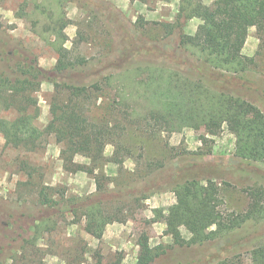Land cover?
<instances>
[{"label": "rangeland", "instance_id": "obj_1", "mask_svg": "<svg viewBox=\"0 0 264 264\" xmlns=\"http://www.w3.org/2000/svg\"><path fill=\"white\" fill-rule=\"evenodd\" d=\"M214 1L201 3L210 6ZM180 3L0 0V69L31 59L43 69L53 68L60 41L55 31L42 32L41 27L45 22L53 27L61 20L63 46L71 59L85 62L63 76L82 85L98 82L86 104L88 117L127 129L119 133L116 163L108 162L115 147L107 142L100 144L103 158L91 163L85 155L68 153L54 135L45 136L38 149L25 151L6 146L0 133V264H135L141 235L150 247L163 251L152 264H214L226 258L246 262L251 247L264 241V219L200 246L173 245L166 234L163 216L177 202L172 189L186 179L219 187L222 208L237 212L247 205L245 189L264 187V165L235 158V139L224 125L217 135L203 127L155 136L137 129H148L134 115L150 106L148 95L142 96L145 82L152 92L158 85L165 87L156 77L178 85L186 77L200 79L208 87L253 103L264 114V35L249 28L240 54L250 69L244 75L213 70L179 46L182 34L195 33L199 19H191L181 31L170 30ZM152 67L163 70L150 72ZM132 68L138 70L133 73ZM125 69H130L123 78L126 86L104 79ZM52 92V85L43 82L31 95V103L40 110L35 122L40 129L49 121ZM124 99L129 106H123ZM13 116L0 108V119ZM67 160L71 164L66 167ZM77 166L82 170L76 171ZM91 167L96 176L86 172ZM43 187L54 189L57 200L63 192L83 198L85 204L99 203L111 213L121 210L96 240L84 231L80 214L40 206L37 196ZM42 221L47 226H40ZM182 234L188 236L184 229Z\"/></svg>", "mask_w": 264, "mask_h": 264}, {"label": "trees", "instance_id": "obj_2", "mask_svg": "<svg viewBox=\"0 0 264 264\" xmlns=\"http://www.w3.org/2000/svg\"><path fill=\"white\" fill-rule=\"evenodd\" d=\"M180 1L170 30L181 31L193 18L201 21L194 34L181 35L180 48L213 70L235 76L248 72L250 69L240 54L249 28L255 27L258 34L264 35V0H216L210 6L203 5L201 0ZM46 23L41 27L42 32L55 31L60 41L55 46L58 58L53 68L43 69L36 59H31L28 63L0 69V108L14 113L12 119H0V133L5 145L34 151L40 147L45 136L54 135L58 142L65 145L68 153L85 155L91 163H95L103 158L100 144L107 142L115 147L108 162H118L119 133L125 132L126 127L117 124L112 128L88 117L86 104L91 100L93 91L98 90V82L82 85L63 76L67 70L82 67L85 62L71 59L69 51L63 46L66 38L62 33L61 20L55 21L53 27ZM136 70L138 68H132L131 72ZM161 70L163 68L152 67L150 72ZM129 72L130 69L121 70L104 79L110 84L126 86L123 78ZM154 79H160L165 87L158 85L159 89L152 92L149 83L145 82L142 96L148 95L150 106L143 114L134 115L148 129L139 126V131L155 136L161 131L179 133L184 128L198 130L203 127L211 135H217L224 125L235 139L233 156L241 161L264 165V114L257 106L239 96L208 87L200 79L186 77L185 83L181 82L183 86L165 78ZM43 82L51 84L53 92L49 102V121L40 129L35 124L40 110L31 103V95L40 89ZM121 102H125L123 106L130 104L126 99ZM67 162L66 167L71 164ZM80 168L77 166L76 171L82 170ZM86 172L94 175L95 169L91 167ZM172 190L177 202L163 218L166 234L173 245L200 246L223 238L247 223L264 219L262 186L244 190L248 201L240 212L223 209L220 188L205 185L195 178L176 184ZM53 192L51 187L41 188L37 196L39 205L61 213L71 212L74 216L80 214L84 220V231L96 240L101 239L105 227L117 218L121 210L111 213L99 203L85 204L83 198L66 197L63 192L57 200ZM42 225L45 227L47 223L42 221ZM182 229L187 237L183 236ZM137 246L139 251L135 264H152L163 254L159 248L149 246L145 235L139 237ZM248 252L246 262L226 258L214 264H264V241L253 245Z\"/></svg>", "mask_w": 264, "mask_h": 264}]
</instances>
